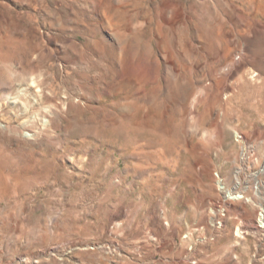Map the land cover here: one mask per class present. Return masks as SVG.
<instances>
[{"label": "rangeland", "instance_id": "obj_1", "mask_svg": "<svg viewBox=\"0 0 264 264\" xmlns=\"http://www.w3.org/2000/svg\"><path fill=\"white\" fill-rule=\"evenodd\" d=\"M263 165L264 0H0V264H264Z\"/></svg>", "mask_w": 264, "mask_h": 264}, {"label": "bare ground", "instance_id": "obj_2", "mask_svg": "<svg viewBox=\"0 0 264 264\" xmlns=\"http://www.w3.org/2000/svg\"><path fill=\"white\" fill-rule=\"evenodd\" d=\"M261 172H264V165H263V167H262V171H261ZM241 198H242V197H240V196H238V195L232 197V199H234V200L241 199Z\"/></svg>", "mask_w": 264, "mask_h": 264}, {"label": "built area", "instance_id": "obj_3", "mask_svg": "<svg viewBox=\"0 0 264 264\" xmlns=\"http://www.w3.org/2000/svg\"><path fill=\"white\" fill-rule=\"evenodd\" d=\"M220 183V182H219Z\"/></svg>", "mask_w": 264, "mask_h": 264}]
</instances>
